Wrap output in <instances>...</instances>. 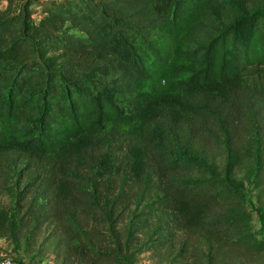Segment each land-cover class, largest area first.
Instances as JSON below:
<instances>
[{"label": "trees", "instance_id": "obj_1", "mask_svg": "<svg viewBox=\"0 0 264 264\" xmlns=\"http://www.w3.org/2000/svg\"><path fill=\"white\" fill-rule=\"evenodd\" d=\"M34 3L0 11V238L56 264H264L228 180L248 148L264 187V0Z\"/></svg>", "mask_w": 264, "mask_h": 264}, {"label": "rangeland", "instance_id": "obj_2", "mask_svg": "<svg viewBox=\"0 0 264 264\" xmlns=\"http://www.w3.org/2000/svg\"><path fill=\"white\" fill-rule=\"evenodd\" d=\"M37 4L42 0H32ZM25 0H0V11L9 15H16L19 7ZM34 3V4H35ZM36 11V7L34 8ZM38 15H35L37 18ZM238 160V164L230 174L228 180L240 191L245 206L250 213L252 231L258 237L264 234V187L259 183L258 175L253 167V152L251 149L245 148ZM22 166L18 168L21 169ZM16 178H14L15 181ZM260 190L263 192L261 193ZM2 207H8V199L0 197ZM5 250L12 259L21 264H56L54 253L49 246L40 247L38 243L34 246H22L19 252H13L12 245L5 242ZM168 252L166 250L149 251L142 253L137 258L136 264H169Z\"/></svg>", "mask_w": 264, "mask_h": 264}, {"label": "built area", "instance_id": "obj_3", "mask_svg": "<svg viewBox=\"0 0 264 264\" xmlns=\"http://www.w3.org/2000/svg\"><path fill=\"white\" fill-rule=\"evenodd\" d=\"M0 264H21L18 261L12 259L5 251L0 252Z\"/></svg>", "mask_w": 264, "mask_h": 264}, {"label": "crops", "instance_id": "obj_4", "mask_svg": "<svg viewBox=\"0 0 264 264\" xmlns=\"http://www.w3.org/2000/svg\"><path fill=\"white\" fill-rule=\"evenodd\" d=\"M6 241L3 239V238H0V251L1 250H5L4 247H5V243Z\"/></svg>", "mask_w": 264, "mask_h": 264}]
</instances>
